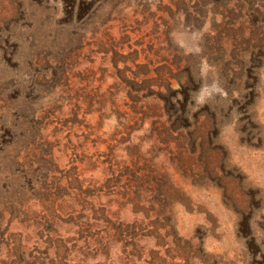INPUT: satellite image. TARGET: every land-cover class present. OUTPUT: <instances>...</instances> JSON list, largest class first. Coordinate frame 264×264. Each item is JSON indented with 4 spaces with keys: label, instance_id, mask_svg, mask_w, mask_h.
I'll list each match as a JSON object with an SVG mask.
<instances>
[{
    "label": "rangeland",
    "instance_id": "rangeland-1",
    "mask_svg": "<svg viewBox=\"0 0 264 264\" xmlns=\"http://www.w3.org/2000/svg\"><path fill=\"white\" fill-rule=\"evenodd\" d=\"M152 210L155 264H264V0H0V264Z\"/></svg>",
    "mask_w": 264,
    "mask_h": 264
},
{
    "label": "trees",
    "instance_id": "trees-1",
    "mask_svg": "<svg viewBox=\"0 0 264 264\" xmlns=\"http://www.w3.org/2000/svg\"><path fill=\"white\" fill-rule=\"evenodd\" d=\"M184 75L190 80V82H193V75L188 69V71H180L177 78V83L179 85L185 78ZM149 82L150 81H145V85ZM166 82L165 86L167 89L174 91V89H171L170 80ZM133 85L136 86L137 84ZM182 87L183 86H179L178 89ZM136 180L140 179L134 180L138 185V181ZM105 183L110 184L108 180ZM136 197H138V195ZM152 211L156 215L154 219L148 220L146 218V220L140 222L136 220L137 222H135L134 225L128 227H108L105 231L101 230V232L96 233L99 235L103 232L104 237H101L100 239L96 237L94 233H92L91 236H87V233L83 234V231L90 232L88 229L93 227L92 224H83L79 228V235L76 240L70 241L69 238L57 235V239L55 240L57 246L54 247L56 250L54 257H52L53 259H49L47 264H75L77 257L81 252L84 250L91 252V248L94 254H98L100 257L107 259L108 264H155V256L162 253L163 244L167 239L169 240L171 238L172 240H175L174 245H177L180 240L177 241V236L170 235L165 231L164 224L160 223L158 220L160 213L154 210ZM91 237L95 238V241H91ZM158 239L159 242H156ZM146 240H154L156 243H154L152 247H148L147 244H145ZM89 252L85 254V256L89 255ZM195 254L198 255L197 252H195ZM193 258L194 257H192V259ZM196 258L200 259L199 256L195 257V259Z\"/></svg>",
    "mask_w": 264,
    "mask_h": 264
}]
</instances>
